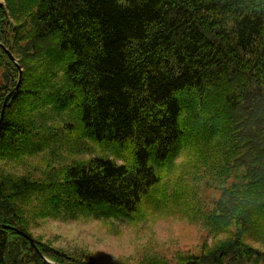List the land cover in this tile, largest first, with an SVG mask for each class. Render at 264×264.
Masks as SVG:
<instances>
[{
	"label": "trees",
	"instance_id": "16d2710c",
	"mask_svg": "<svg viewBox=\"0 0 264 264\" xmlns=\"http://www.w3.org/2000/svg\"><path fill=\"white\" fill-rule=\"evenodd\" d=\"M1 1L0 42L23 80L1 119L19 69L0 46V162L50 144L20 146L37 128L25 114L53 94L65 98L59 108L81 107L86 137L125 160H78L59 181L0 169V264H101L35 238L36 250L7 225L32 236L22 206L31 198L71 214L140 217L165 196L182 153L219 147V193L203 221L221 237L176 264H264V0Z\"/></svg>",
	"mask_w": 264,
	"mask_h": 264
},
{
	"label": "rangeland",
	"instance_id": "374dc122",
	"mask_svg": "<svg viewBox=\"0 0 264 264\" xmlns=\"http://www.w3.org/2000/svg\"><path fill=\"white\" fill-rule=\"evenodd\" d=\"M51 96L52 100L38 102L37 110L25 114L37 128L27 132L20 146L34 150L50 144L33 155L0 162V169L27 173L39 182L50 176L59 181L63 168L78 160L98 155L125 160L86 137L89 133L82 124L81 107L72 101L59 108L65 98ZM35 104L31 98L25 100L28 107ZM122 149L129 153L131 145ZM224 155L222 147L206 158L190 149L182 153L160 185L165 196L156 204H147L141 216L133 219L71 214L43 199L25 200L22 206L30 219L29 232L66 253L91 254L101 264H176L182 253H198L205 242L213 244L221 237L209 234L203 218L219 193L215 185ZM257 245L264 249L261 243Z\"/></svg>",
	"mask_w": 264,
	"mask_h": 264
},
{
	"label": "water",
	"instance_id": "95a60500",
	"mask_svg": "<svg viewBox=\"0 0 264 264\" xmlns=\"http://www.w3.org/2000/svg\"><path fill=\"white\" fill-rule=\"evenodd\" d=\"M0 6H3V2L0 0ZM0 46L3 47V49L8 53V55L10 56V58L14 61L15 65L17 66V68L19 69V79H18V83L16 85V87L6 96L5 100H4V104L2 107V112H1V119L4 116L5 113V109L7 106V102L10 99V97L12 96V94L14 92H16L20 86H21V82H22V74H23V70L21 68V65L19 64L18 60L16 59V57L12 54V52L4 46V44H2L0 42ZM7 227H9L10 229L20 233L21 235H23L24 237H26L32 244V246L36 249H38L37 243H36V239L34 237H32L31 235H29L28 233H26L25 231H23L22 229L16 227V226H12V225H7Z\"/></svg>",
	"mask_w": 264,
	"mask_h": 264
},
{
	"label": "bare ground",
	"instance_id": "6f19581e",
	"mask_svg": "<svg viewBox=\"0 0 264 264\" xmlns=\"http://www.w3.org/2000/svg\"><path fill=\"white\" fill-rule=\"evenodd\" d=\"M23 80V79H22ZM21 88V87H20Z\"/></svg>",
	"mask_w": 264,
	"mask_h": 264
}]
</instances>
